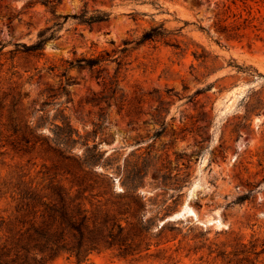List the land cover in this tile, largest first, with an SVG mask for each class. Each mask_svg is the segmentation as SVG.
I'll list each match as a JSON object with an SVG mask.
<instances>
[{
  "label": "rangeland",
  "instance_id": "374dc122",
  "mask_svg": "<svg viewBox=\"0 0 264 264\" xmlns=\"http://www.w3.org/2000/svg\"><path fill=\"white\" fill-rule=\"evenodd\" d=\"M101 12L107 21L82 20ZM155 26L165 35L143 42ZM46 28L54 36L42 54L27 51ZM0 97L6 113L19 101L45 139L63 110L79 141L66 154L98 146L106 197L125 194L126 164L146 169L126 194L149 221L151 251L138 260L104 251L90 262L264 264V0H0ZM59 160L47 146L9 148L0 172L79 168ZM52 264L77 261L64 254Z\"/></svg>",
  "mask_w": 264,
  "mask_h": 264
},
{
  "label": "trees",
  "instance_id": "16d2710c",
  "mask_svg": "<svg viewBox=\"0 0 264 264\" xmlns=\"http://www.w3.org/2000/svg\"><path fill=\"white\" fill-rule=\"evenodd\" d=\"M109 17L108 13L101 12L82 20L94 23L107 21ZM49 29L41 30L38 40L27 51L41 55L46 42L54 36V33L47 35ZM164 35L162 27L155 26L143 34L142 41ZM103 60L102 55L92 57L82 66L95 67ZM4 101L0 97V142L5 140L0 146L6 148L1 154L7 153L9 148L27 154L47 146L61 158L59 161L77 162L79 168H63L57 162L50 167L44 165L46 169L36 175L24 165H16L4 177L0 172V264H52L64 254L75 258L77 264H83L90 262L94 253L104 251L132 260L147 255L153 245L149 221L136 217L126 194L138 190L147 175L146 169L137 162L126 164L128 167L120 177L126 187L125 194L115 199L106 197L108 192L101 191L99 182L109 177V173L95 168L103 158L98 146H90L85 141L88 154L79 159L66 154L79 141L74 137L78 131L63 110L58 113L61 123H54V135L45 139L36 134L40 122L35 128L28 127L19 101L13 99L7 113L6 104L2 105ZM104 165H108L107 162ZM60 176L71 177V184L67 185ZM2 200L6 201L4 206ZM232 261L233 258L228 262ZM242 261L259 263L258 258L253 260L250 256Z\"/></svg>",
  "mask_w": 264,
  "mask_h": 264
},
{
  "label": "bare ground",
  "instance_id": "6f19581e",
  "mask_svg": "<svg viewBox=\"0 0 264 264\" xmlns=\"http://www.w3.org/2000/svg\"><path fill=\"white\" fill-rule=\"evenodd\" d=\"M190 210H191V213H190L191 215L195 214V213H194L195 211L193 212V210H192V209H190ZM180 216H182V213H180V214L176 215V217H180Z\"/></svg>",
  "mask_w": 264,
  "mask_h": 264
},
{
  "label": "water",
  "instance_id": "95a60500",
  "mask_svg": "<svg viewBox=\"0 0 264 264\" xmlns=\"http://www.w3.org/2000/svg\"><path fill=\"white\" fill-rule=\"evenodd\" d=\"M115 181H116V179H115Z\"/></svg>",
  "mask_w": 264,
  "mask_h": 264
}]
</instances>
